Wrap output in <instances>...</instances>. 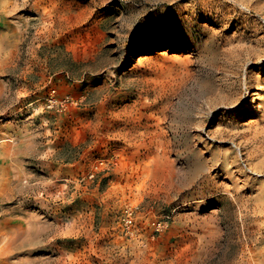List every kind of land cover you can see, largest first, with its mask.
I'll return each mask as SVG.
<instances>
[{"label": "rangeland", "instance_id": "374dc122", "mask_svg": "<svg viewBox=\"0 0 264 264\" xmlns=\"http://www.w3.org/2000/svg\"><path fill=\"white\" fill-rule=\"evenodd\" d=\"M0 264H264V0H0Z\"/></svg>", "mask_w": 264, "mask_h": 264}, {"label": "built area", "instance_id": "2783aa9c", "mask_svg": "<svg viewBox=\"0 0 264 264\" xmlns=\"http://www.w3.org/2000/svg\"><path fill=\"white\" fill-rule=\"evenodd\" d=\"M133 225V219L131 217V212H127V216L124 219V227L127 231L131 230V227ZM164 223L162 221H156L153 222V226L156 230H160L163 227Z\"/></svg>", "mask_w": 264, "mask_h": 264}, {"label": "bare ground", "instance_id": "6f19581e", "mask_svg": "<svg viewBox=\"0 0 264 264\" xmlns=\"http://www.w3.org/2000/svg\"><path fill=\"white\" fill-rule=\"evenodd\" d=\"M233 2H234V1H233ZM234 4H235V3H234ZM244 4H245V3H244ZM237 5H238V4H237ZM205 7H206V6H205ZM242 8H243V7H242ZM208 27H209V26H208ZM211 28H212V27H211ZM206 29H207V28H206ZM213 33H214V32H213ZM213 33H212V34H213ZM210 35H211V34H210ZM210 35H209V36H210ZM212 39H213V38H212ZM241 44H242V43H241ZM249 44H250V43H249ZM239 45H240V44H239ZM251 46H252V45H251ZM257 47H258V46H257ZM212 48H213V47H212ZM240 48H241V47H240ZM253 52H254V51H253ZM211 53H212V51H211ZM241 53H242V52H241ZM247 53H248V52H247ZM251 53H252V52H251ZM214 54H215V53H214ZM239 55H240V54H239ZM253 55H254V54H253ZM253 55H251V57H252ZM260 55H261V54H260ZM243 57H244V56H243ZM247 57H249V56H247ZM244 58H245V57H244Z\"/></svg>", "mask_w": 264, "mask_h": 264}]
</instances>
